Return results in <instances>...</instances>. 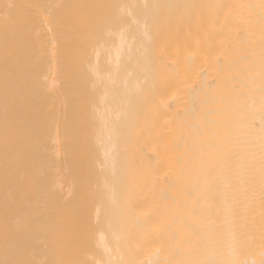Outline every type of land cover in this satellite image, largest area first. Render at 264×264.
I'll return each mask as SVG.
<instances>
[{"label":"bare ground","instance_id":"bare-ground-1","mask_svg":"<svg viewBox=\"0 0 264 264\" xmlns=\"http://www.w3.org/2000/svg\"><path fill=\"white\" fill-rule=\"evenodd\" d=\"M0 264H264V0H0Z\"/></svg>","mask_w":264,"mask_h":264}]
</instances>
